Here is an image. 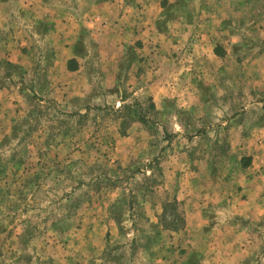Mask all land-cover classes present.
Wrapping results in <instances>:
<instances>
[{"label": "rangeland", "instance_id": "rangeland-1", "mask_svg": "<svg viewBox=\"0 0 264 264\" xmlns=\"http://www.w3.org/2000/svg\"><path fill=\"white\" fill-rule=\"evenodd\" d=\"M264 0H0V264H264Z\"/></svg>", "mask_w": 264, "mask_h": 264}, {"label": "crops", "instance_id": "crops-1", "mask_svg": "<svg viewBox=\"0 0 264 264\" xmlns=\"http://www.w3.org/2000/svg\"><path fill=\"white\" fill-rule=\"evenodd\" d=\"M257 171H260V173H262V172L264 171V168H263L262 170H259V169H258Z\"/></svg>", "mask_w": 264, "mask_h": 264}]
</instances>
